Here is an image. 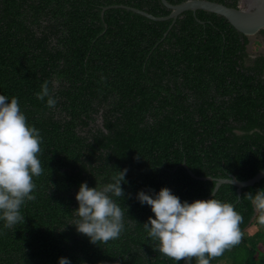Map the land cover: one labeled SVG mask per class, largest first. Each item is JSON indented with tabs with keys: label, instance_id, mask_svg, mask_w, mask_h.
<instances>
[{
	"label": "trees",
	"instance_id": "1",
	"mask_svg": "<svg viewBox=\"0 0 264 264\" xmlns=\"http://www.w3.org/2000/svg\"><path fill=\"white\" fill-rule=\"evenodd\" d=\"M122 6L172 13L161 0H0V93L19 98L43 138L36 199L21 207L24 222L0 231V264H176L147 237L154 214L137 191L167 186L191 202L209 198L217 179L264 170V53L250 58L251 37L204 10L154 21ZM45 81L54 108L36 98ZM125 167V230L93 244L66 225L75 193ZM259 188L264 179L241 198L232 184L216 192L236 205L243 236L211 264H264V226L245 196Z\"/></svg>",
	"mask_w": 264,
	"mask_h": 264
},
{
	"label": "clouds",
	"instance_id": "2",
	"mask_svg": "<svg viewBox=\"0 0 264 264\" xmlns=\"http://www.w3.org/2000/svg\"><path fill=\"white\" fill-rule=\"evenodd\" d=\"M36 98L54 108L57 98L52 94L49 83L40 86ZM42 136L39 129L27 122L17 96L0 93V231L13 228L24 222L21 207L36 199L34 177L43 172L39 153ZM128 168L116 170L108 182L97 178L95 186L87 181L79 184L75 193L78 207L66 225L75 227L76 232L89 238L93 244H104L116 240L125 230V199L122 184H126ZM255 214L256 222L264 226V188L254 193H245ZM136 199L150 206L151 212L142 224L146 235L155 242L156 250L185 264H211L224 254L226 249L238 245L243 236L240 225L243 217L232 202L216 198L181 200L167 186L158 191L138 190ZM128 210V209H127ZM137 220H128L134 224ZM64 229V228H63ZM62 229V230H63ZM58 264H72L68 257H59Z\"/></svg>",
	"mask_w": 264,
	"mask_h": 264
},
{
	"label": "water",
	"instance_id": "3",
	"mask_svg": "<svg viewBox=\"0 0 264 264\" xmlns=\"http://www.w3.org/2000/svg\"><path fill=\"white\" fill-rule=\"evenodd\" d=\"M161 1L168 9L172 10L170 16L158 18L133 7L122 6V8L154 21L176 19L186 11H193L196 13L199 10H204L224 17L238 32L246 36L252 37L258 35L262 30H264V0H241V3L244 5L239 6V8H231L224 4L208 0H188L179 5H172L167 0ZM184 166L188 169L191 176L197 178L194 173L189 170L187 165L184 164ZM200 179L211 180L212 178L205 177ZM263 179L264 170L260 171L256 176L246 181H240L234 176L229 179H217V186L214 193L216 194L221 185L232 184L237 187L238 196L241 198L244 188L254 186ZM209 198H211V196Z\"/></svg>",
	"mask_w": 264,
	"mask_h": 264
},
{
	"label": "rangeland",
	"instance_id": "4",
	"mask_svg": "<svg viewBox=\"0 0 264 264\" xmlns=\"http://www.w3.org/2000/svg\"><path fill=\"white\" fill-rule=\"evenodd\" d=\"M243 3H240V6H243ZM250 52L254 54H259L264 52V41L263 38L259 35H255L251 37V44L249 46ZM255 228L250 230V233L253 234L255 232Z\"/></svg>",
	"mask_w": 264,
	"mask_h": 264
},
{
	"label": "flooded vegetation",
	"instance_id": "5",
	"mask_svg": "<svg viewBox=\"0 0 264 264\" xmlns=\"http://www.w3.org/2000/svg\"><path fill=\"white\" fill-rule=\"evenodd\" d=\"M248 51H249V54H250V58H252V59H255L257 57V55H259V54H254V53L250 52L249 48H248Z\"/></svg>",
	"mask_w": 264,
	"mask_h": 264
}]
</instances>
